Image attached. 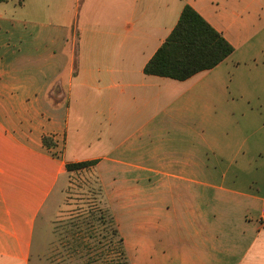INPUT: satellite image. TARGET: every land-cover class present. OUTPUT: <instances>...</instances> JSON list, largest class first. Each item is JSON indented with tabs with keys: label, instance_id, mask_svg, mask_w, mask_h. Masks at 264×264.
I'll use <instances>...</instances> for the list:
<instances>
[{
	"label": "crops",
	"instance_id": "obj_1",
	"mask_svg": "<svg viewBox=\"0 0 264 264\" xmlns=\"http://www.w3.org/2000/svg\"><path fill=\"white\" fill-rule=\"evenodd\" d=\"M7 1L0 264L46 262L37 220L86 169L110 194L130 264H264V0ZM184 4L233 52L184 80L145 74Z\"/></svg>",
	"mask_w": 264,
	"mask_h": 264
},
{
	"label": "rangeland",
	"instance_id": "obj_2",
	"mask_svg": "<svg viewBox=\"0 0 264 264\" xmlns=\"http://www.w3.org/2000/svg\"><path fill=\"white\" fill-rule=\"evenodd\" d=\"M29 1L8 0L4 9L7 12L30 9ZM20 2L25 3L24 8L19 7ZM238 72V69L225 70L232 76V83ZM250 120L259 123L256 118ZM96 175L88 169L67 173L58 187V195L50 203L55 207L37 220L34 238L41 245L38 257L46 261L38 264H122L112 223L109 218L105 221L95 218L98 206H105L111 215L114 210L110 194ZM108 180L104 179L106 187ZM36 259L33 257L32 261Z\"/></svg>",
	"mask_w": 264,
	"mask_h": 264
},
{
	"label": "trees",
	"instance_id": "obj_3",
	"mask_svg": "<svg viewBox=\"0 0 264 264\" xmlns=\"http://www.w3.org/2000/svg\"><path fill=\"white\" fill-rule=\"evenodd\" d=\"M233 52V46L191 5L184 4L178 20L164 41L145 63L143 72L184 80L192 75L215 67ZM47 147L54 145L47 137H42ZM94 160L66 163L67 170L88 168ZM100 192L102 193L101 189ZM102 195V194H101ZM103 204V202H101ZM97 220L112 223V231L117 235L118 253L123 257L122 264H130L122 248V239L114 226V218L105 208L98 206ZM108 212V213H107Z\"/></svg>",
	"mask_w": 264,
	"mask_h": 264
},
{
	"label": "built area",
	"instance_id": "obj_4",
	"mask_svg": "<svg viewBox=\"0 0 264 264\" xmlns=\"http://www.w3.org/2000/svg\"><path fill=\"white\" fill-rule=\"evenodd\" d=\"M259 221H260L261 224H264V208H263V210L261 211Z\"/></svg>",
	"mask_w": 264,
	"mask_h": 264
}]
</instances>
